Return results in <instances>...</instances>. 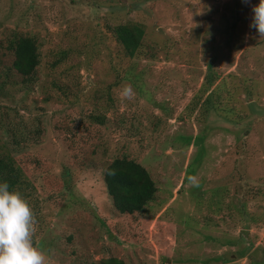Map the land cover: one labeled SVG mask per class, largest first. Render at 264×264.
Here are the masks:
<instances>
[{
  "label": "rangeland",
  "instance_id": "rangeland-1",
  "mask_svg": "<svg viewBox=\"0 0 264 264\" xmlns=\"http://www.w3.org/2000/svg\"><path fill=\"white\" fill-rule=\"evenodd\" d=\"M258 3L0 0V147L35 187L33 242L50 264H264V37L249 26ZM124 22L144 28L131 59L110 30ZM14 34L38 45L27 84L12 69ZM222 82L221 98L207 100ZM225 103L231 113L215 110ZM121 156L157 187L133 214L104 187Z\"/></svg>",
  "mask_w": 264,
  "mask_h": 264
},
{
  "label": "trees",
  "instance_id": "trees-1",
  "mask_svg": "<svg viewBox=\"0 0 264 264\" xmlns=\"http://www.w3.org/2000/svg\"><path fill=\"white\" fill-rule=\"evenodd\" d=\"M114 36V41L120 46L123 57L131 59L138 55L144 36V28L140 23H118L110 27ZM9 50L13 54L12 69L18 73L23 83H28L34 79L36 69L40 62L38 45L33 36L24 34H14L8 40ZM57 54V53H56ZM59 54V55H58ZM50 67L58 65L67 59L65 51L59 52ZM217 79L212 75L207 83L208 86ZM119 84L114 81L110 87ZM117 86V85H116ZM225 88V83H221L214 89L209 88L207 97L215 96L221 98L220 91ZM207 92V91H206ZM210 104V103H209ZM227 104V107L224 105ZM221 108L224 114H229L232 110L229 103H225ZM7 182L10 191H18L32 207L36 220L42 215V206L35 195V187L29 182L23 173L22 168L16 159L5 152L0 147V183ZM104 187L112 199L113 206L120 213L133 214L145 208L151 202L157 191L156 184L149 171L139 162L126 156L115 157L104 171ZM103 264H122L115 258H108L102 261Z\"/></svg>",
  "mask_w": 264,
  "mask_h": 264
},
{
  "label": "clouds",
  "instance_id": "clouds-1",
  "mask_svg": "<svg viewBox=\"0 0 264 264\" xmlns=\"http://www.w3.org/2000/svg\"><path fill=\"white\" fill-rule=\"evenodd\" d=\"M249 3V0H243ZM250 27L264 37V0L252 5ZM120 96L131 100L135 92L125 85ZM189 184L199 186L195 176L188 177ZM37 220L28 201L18 192L10 191L7 182L0 183V264H50L49 257L34 246Z\"/></svg>",
  "mask_w": 264,
  "mask_h": 264
}]
</instances>
